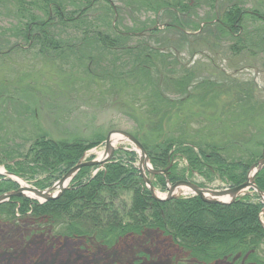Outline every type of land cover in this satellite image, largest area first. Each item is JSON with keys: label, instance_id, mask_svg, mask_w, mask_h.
Instances as JSON below:
<instances>
[{"label": "trees", "instance_id": "obj_1", "mask_svg": "<svg viewBox=\"0 0 264 264\" xmlns=\"http://www.w3.org/2000/svg\"><path fill=\"white\" fill-rule=\"evenodd\" d=\"M10 1L11 7L13 4L17 7L16 26L20 25L19 33L22 27L26 32V35L24 32L21 33V39L28 45L31 43L36 45L37 53L41 57L45 59L59 57L60 61L75 57L77 62L84 60L93 62L91 52L99 50L103 55L95 53L99 57L97 63L107 58L105 52H108V56H111L110 66L115 68L121 61L123 53L126 54V64L133 65V72L146 79L148 91L140 96L142 101L152 104L150 111L141 114L146 133L141 131L142 128L137 130L119 125L106 127L107 123L104 124L106 133L120 130L138 140L153 169L168 168L167 177L163 174L151 176L156 188L164 191L166 179L174 184L187 180L192 174L204 177L208 181L219 179L229 187H235L245 181L249 168L264 155L263 151L261 157H257L258 149L264 150V140H256L257 136L242 141V144L250 146L252 141L256 140L257 150H254V153L252 149L248 152L243 150L240 154L246 159L241 157L230 161L221 154L225 146H215L216 144L209 143L207 139L202 143V139L187 131L189 127L186 120L192 114L184 107L191 96L189 89L192 87L193 76L187 69V63L180 65L171 57L173 51L178 54L177 57L186 55L191 58L197 52L194 49L196 44L227 45L233 55L247 53L254 56L255 52L248 50L257 46L263 47L264 36L260 35L261 31L256 32L257 29L254 31L248 29L246 23L252 21L264 23L263 0H259L258 3L256 0H141L144 10L152 11L156 15L157 19L153 21L151 29H146L141 23L138 30L126 31L124 28L125 30L120 32L118 26L121 20L118 17L113 26L107 23V28H113V36L97 31L96 26L84 17L86 8L94 7L101 2L109 7L114 18L119 9L114 11L109 0H67L60 3H55V0H0V4L10 7ZM62 3L67 6H61ZM248 5L250 7L246 9ZM67 7L71 8L70 12H65L68 10ZM33 8L37 9V12H32ZM198 10H206V16L200 17ZM41 12H44V17L37 15ZM74 13H78L76 17L66 18L74 16ZM159 16H163L164 22L158 21ZM22 22H25V25H22ZM58 25L73 30L81 28L82 39L68 42L64 35L60 36L52 31L53 27ZM133 39L138 40L134 45L131 43ZM12 50L13 46L0 49V56ZM157 65L161 68L159 69ZM173 65L180 69L179 75L174 77L169 73L163 76V72ZM88 66L85 70L89 75L92 72L88 70ZM138 66L140 73L136 72ZM89 77L90 81L95 82L93 75ZM108 81L107 78L104 82ZM249 88L247 87L248 91ZM171 91L178 97L171 98L166 95ZM210 94V90L203 92L200 100L209 98ZM140 98L138 97L139 100ZM257 102L253 101V104ZM220 103H223L220 108L224 109L226 102ZM192 108L190 105L191 110ZM103 127L92 137L84 139L72 137L53 140L46 134H39L31 141L25 153L16 154V151H9L6 157H0V166L2 165L8 174L31 183L37 189L49 188L69 169L81 162L87 151L103 143L104 132H101ZM236 136H239V133ZM175 158L185 161L184 170H176L177 165L173 163ZM137 160L134 152L119 148L96 174L93 175V168H81L59 198L37 207L35 201L21 200V206L25 209L29 207L26 211H20V217L48 219L49 222L34 227L50 232L46 233L48 235L54 234L55 236H52L54 238L70 240L85 238L90 241L87 238L90 237L92 243L96 241L105 247L102 242L104 225L110 216H115L116 218L113 217L115 221L119 220L115 210L108 215L103 200H108L110 196L116 198L118 193L127 190L135 192V199L131 205V209L134 210L132 214H142L143 219L140 221L139 233L134 229H128L129 226L127 224L125 226L124 221L122 230L117 225L119 230H114L116 234L112 233L113 236L119 237L118 240L122 242L125 240L123 244L125 247L128 244L131 248V251H128V248L124 252L126 253L124 256L130 257L128 264H142L144 260L146 264H155L168 259L179 264H264L262 204L256 193L251 192V196L247 193L227 206L206 204L196 196L156 202L150 199L147 188L142 184L136 168ZM254 181L257 189L264 193V168L255 176ZM15 186L14 182L0 176V194L12 190ZM1 214L3 219H10L13 216L11 208ZM141 246L143 248L135 255H129ZM151 248L159 251V259L153 260L149 256L148 250ZM105 260L102 262H107ZM113 264L120 263L115 261Z\"/></svg>", "mask_w": 264, "mask_h": 264}, {"label": "rangeland", "instance_id": "obj_2", "mask_svg": "<svg viewBox=\"0 0 264 264\" xmlns=\"http://www.w3.org/2000/svg\"><path fill=\"white\" fill-rule=\"evenodd\" d=\"M60 1L67 2V0H55V3H60ZM109 1H111L114 11L119 9V15H114V18L109 7L101 2L94 7L86 8V12H84L87 21L92 22L97 31L106 35L113 36V28H107V23L113 26L118 17L121 20L118 26L120 32L124 31V28L126 31L138 30L141 23L145 25L146 29H151L153 21L157 19L154 12L144 10L141 0ZM125 1L126 5H124ZM258 2L259 0H256V3ZM128 3L129 6H127ZM9 4L10 7L0 4V49L14 47V50L0 56L1 158L6 157L9 151H16V154L25 153L29 149L31 141L42 133L53 140L72 137L84 139L92 137L104 126L101 132H104L105 140L107 134L112 132L106 133L105 128L111 125L137 130L142 128L140 130L146 133L141 114L150 111L152 104L142 101L140 96L147 93L149 86L145 78L133 72V65L126 64V54L121 53V61L115 68L113 67L114 69L110 66L111 56H108V52H105L107 58H103L97 63L99 57L95 53L103 55L98 49V51L94 50L95 53L91 52L94 57L93 62L86 60L77 62L75 57L63 61H60L59 57L45 59L38 55L36 45H32V43L28 45L21 39L22 32L26 35L25 29L22 27L19 33L20 25L16 26L18 23L17 7L15 4L11 7V1ZM62 5L67 6L63 3ZM249 7L250 5L246 6V9ZM67 9L65 12H70L71 8L67 7ZM31 11L37 12V9L33 8ZM197 13L204 18L207 12L198 10ZM77 14L74 13V16L66 18L76 17ZM37 15L44 17V12ZM159 20L161 23L164 22L163 16H159ZM247 23L248 29L253 31L257 29L256 32L261 31L260 35L264 36V23L255 21ZM22 25H25V22H22ZM60 25L51 30L57 35H64L68 42H77L78 39H82L81 28L73 30ZM156 25L159 26V24ZM136 41L138 40L133 39L132 45ZM208 46L196 44L194 49L197 52L191 58L186 55L177 57L178 54L172 51L171 57L176 59L180 65L187 63V69L193 76L192 87L189 89L191 96L184 107L189 109L192 114L186 120L189 127L187 131L193 136L196 135L198 139H202V143H205V139H207L210 141L209 143L216 144L215 146H225V150L221 151V154L230 161L241 157H243L241 159H246L240 152L243 150L248 152L252 149V153H254V150H257L258 142L256 140H264V46L249 48L248 51L255 52L254 56L247 53L233 55L229 52L227 45ZM89 64L90 66H88ZM119 65H123V67L121 68ZM86 66L92 72L89 75L85 70ZM139 66L136 67L137 73H140ZM157 67L161 68L160 65ZM179 72L178 66L173 65L163 72V76L170 73L176 77ZM91 75L94 76L95 82L89 80ZM135 75H138L137 78L130 77ZM196 77H198L197 80ZM107 78L109 81L104 82ZM131 79L137 80L132 81ZM91 82L93 84L90 86ZM125 83L128 84L125 85ZM247 87H250L249 91ZM209 90L211 92L209 98L200 100V95ZM166 95L171 98L178 97L172 91ZM253 101L258 102L253 104ZM220 102H226L224 109L220 108L223 105ZM190 105L193 106L192 110ZM209 107H218V109ZM216 129H219V132ZM60 131L65 133H60ZM238 133L239 136H236ZM253 136L257 137L250 146L242 144L243 139ZM241 138L242 140H239ZM103 146L104 144L100 143L87 151L83 160L99 159L104 151ZM118 147L125 150L132 148L127 142L118 145ZM263 151V149H258L256 152L259 154L258 158L261 157ZM138 162L139 160H137ZM173 163L177 165L176 170L178 171L186 168L183 159L175 158ZM3 169L4 167L1 165L0 171ZM145 175L154 187V196L160 199L165 198L167 189L161 191L156 188L153 185V178L146 172ZM19 180L24 189L36 188L31 183ZM206 180L197 174H192L187 179V181L203 185V188L207 189L220 191L229 188L228 184L219 179ZM142 184L144 188H147L150 199L153 200L147 185L143 181ZM17 189H20L18 184L12 190L0 194V197L17 191ZM36 190L40 189L36 188ZM249 195L251 196L250 193ZM177 196L185 198L189 197L190 193L180 190L177 192ZM134 197L135 192L126 190L118 193L116 198L110 196L108 197L109 201L103 200L108 215H111L115 210L119 220L115 221L113 219L115 216H110L107 224L104 225L102 230L104 241L102 242L105 247L100 246L95 239V242L92 243L90 237H87L90 241L85 238L70 240L69 238L58 239L52 237L55 236L54 234H46L50 232L34 226L38 227L41 223H47L49 220L37 219L32 216L21 218L20 211H26L29 206L26 209L21 206L23 198H10L7 202L0 204V264H40L43 262L46 264H113L115 261L120 264H128L130 257L124 256L126 254L124 252L129 248L128 244L125 247L123 245L125 240L123 242L118 240L119 237L113 236L112 233L116 234L114 230L118 231L117 225L121 227L123 221L125 226L126 224L129 226L128 229L136 231L140 229V221H143L142 214H132L134 210L131 209ZM46 202L36 200L37 205L35 206H42ZM10 208L14 218L12 216L10 219H3L1 213ZM262 210L264 211V205ZM261 220L264 221V217H261ZM142 248L141 246L129 255H135ZM158 249L160 250L159 246ZM128 251H131V248ZM148 252L153 260L159 259V251L156 248H151ZM179 258L182 259L180 256ZM104 259L107 262L103 263ZM142 264H146V260ZM155 264L179 263L168 259Z\"/></svg>", "mask_w": 264, "mask_h": 264}, {"label": "water", "instance_id": "obj_3", "mask_svg": "<svg viewBox=\"0 0 264 264\" xmlns=\"http://www.w3.org/2000/svg\"><path fill=\"white\" fill-rule=\"evenodd\" d=\"M129 143L133 146L134 150L139 156V166L138 170L140 172V176L143 182L147 185L151 196L156 202H168L170 200L178 198L177 192L180 190H187L192 195L197 196L203 203L210 205H230L232 204L238 197L242 196L246 191L252 190L254 191L264 203V193L258 190L255 186V176L264 168V155L263 157L257 161L256 164L249 168L248 174L246 176V180L244 183L222 191H216L212 189H204L200 188L197 185L190 183L188 181H179L173 185L168 184V190L166 197L163 199L157 198L154 196V187L147 180L145 172L150 175H160L163 174L166 176L167 170L155 171L152 169L150 165L149 158L140 145V143L130 134L122 131H112L107 134L104 141V151L102 156L93 161L88 162H80L71 169H69L57 182H55L50 188L45 190H36V189H24L21 188L17 191L7 193L0 197V204L7 202L12 197L17 198H27L37 201H51L59 198L76 175V173L84 167L88 168H96L94 174L101 168L103 165L110 161L112 158L114 151L117 149V146L121 143ZM2 175H7L8 177L14 179V181L19 183V179L14 177L13 175L7 174L5 172L0 173Z\"/></svg>", "mask_w": 264, "mask_h": 264}, {"label": "bare ground", "instance_id": "obj_4", "mask_svg": "<svg viewBox=\"0 0 264 264\" xmlns=\"http://www.w3.org/2000/svg\"><path fill=\"white\" fill-rule=\"evenodd\" d=\"M101 156H102V155H101ZM101 156H100V157H101ZM100 157H99V158H100Z\"/></svg>", "mask_w": 264, "mask_h": 264}]
</instances>
